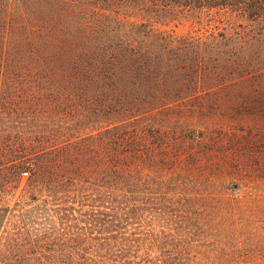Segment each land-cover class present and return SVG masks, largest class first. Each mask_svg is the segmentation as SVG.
<instances>
[{"label":"trees","instance_id":"1","mask_svg":"<svg viewBox=\"0 0 264 264\" xmlns=\"http://www.w3.org/2000/svg\"><path fill=\"white\" fill-rule=\"evenodd\" d=\"M202 11L235 21L177 30ZM236 114L264 117V0H0V264L214 263L198 193L264 187Z\"/></svg>","mask_w":264,"mask_h":264},{"label":"rangeland","instance_id":"2","mask_svg":"<svg viewBox=\"0 0 264 264\" xmlns=\"http://www.w3.org/2000/svg\"><path fill=\"white\" fill-rule=\"evenodd\" d=\"M219 19L222 20V23L216 21ZM228 20H230L229 15H220L215 12L208 14L207 11H202L182 20L177 30L186 32L189 29L199 30L202 27L206 30H210L214 26L223 28ZM233 21L235 20H230V22ZM238 22H240L239 19ZM246 116L247 114L234 115L236 119L233 120L234 123H230L227 129L247 131L251 125L264 124L261 123L264 122V117L260 118V122L249 117L245 118ZM225 153L219 149L218 151L213 150L212 154ZM251 154L264 153L258 150L252 151ZM197 196L202 198L197 200L199 201L198 206H208L206 208L211 211L210 215L198 216L200 222L205 218V222L210 224L209 229L221 228L220 236L214 231L200 232L201 237L207 239L206 250L209 249L207 251L212 253V257L215 258L212 264H264V187L241 190L216 188L207 191L203 189ZM217 210L220 211L213 213ZM230 221L237 223L227 226Z\"/></svg>","mask_w":264,"mask_h":264}]
</instances>
